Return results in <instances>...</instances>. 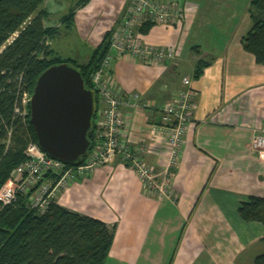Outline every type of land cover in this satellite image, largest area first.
<instances>
[{"label":"crops","instance_id":"1","mask_svg":"<svg viewBox=\"0 0 264 264\" xmlns=\"http://www.w3.org/2000/svg\"><path fill=\"white\" fill-rule=\"evenodd\" d=\"M58 1L42 2L43 20L47 7ZM155 1L177 2L182 15L175 22L153 24L142 41L174 48L175 58L146 63L124 54L114 59L110 74L122 98L138 96L121 106L119 139L157 171H163L167 160L159 109L172 101L182 78L189 79L193 109L165 194L148 193L137 174L115 157L66 180L52 199L114 225L104 264H252L258 250L264 252V227L237 214L239 202L248 196L264 197V158L249 147L252 134L264 131V66L240 44L251 25L250 0ZM129 2L76 0L67 10L100 11L94 18L101 23L87 32L97 45ZM63 18L56 25L42 20V25L56 28V38L71 28ZM54 38L48 41L52 51ZM198 60L208 65L194 78Z\"/></svg>","mask_w":264,"mask_h":264},{"label":"trees","instance_id":"2","mask_svg":"<svg viewBox=\"0 0 264 264\" xmlns=\"http://www.w3.org/2000/svg\"><path fill=\"white\" fill-rule=\"evenodd\" d=\"M43 1L0 0V186L25 160L27 143H36L28 122V103L22 108L20 99L24 93L30 96L38 75L51 65L70 64L80 72L84 87L93 92L87 150L97 140L93 121L98 101L90 77L108 51L111 31L103 34L86 60L62 58L49 47L48 41L57 30L42 25L46 12L39 6ZM247 12L251 25L241 36L240 44L257 64L264 66V0H250ZM72 18L70 11L63 21L69 25ZM152 25L142 23L139 33H146ZM207 65L208 62L198 60L193 77H199ZM15 107H19L18 113ZM85 156L86 153L79 163ZM237 214L243 221L260 222L264 227V197L248 196L239 202ZM113 233L114 225L65 209L53 199L43 213L37 214L21 197L11 205H0V264H104ZM261 241L264 244V234ZM252 264H264V252L256 255Z\"/></svg>","mask_w":264,"mask_h":264},{"label":"built area","instance_id":"3","mask_svg":"<svg viewBox=\"0 0 264 264\" xmlns=\"http://www.w3.org/2000/svg\"><path fill=\"white\" fill-rule=\"evenodd\" d=\"M181 15V9L175 1L159 3L155 0H130L110 30L106 55L90 77L98 101L93 121L97 132L95 145L86 151L82 163L69 166L49 157L35 142H28L24 148L25 160L15 167L0 186L1 206L11 205L24 197L26 206L41 214L52 200L56 187L74 176L91 173L115 157L137 174L148 193L157 196L165 194L170 171L176 162L182 135L193 109V91L189 79L183 77L182 87L177 90L172 101L164 103L159 109V127L166 133L167 160L163 171H157L119 139L123 126L121 106L136 100L138 96L131 94L122 98L113 87L110 71L114 59L124 54L139 57L146 63L174 59V48L144 43L138 27L144 22L165 25L179 20ZM28 100L29 96L24 93L20 99L22 108ZM14 111L18 113L19 107H15ZM249 147L253 153L264 158V131L252 134Z\"/></svg>","mask_w":264,"mask_h":264},{"label":"water","instance_id":"4","mask_svg":"<svg viewBox=\"0 0 264 264\" xmlns=\"http://www.w3.org/2000/svg\"><path fill=\"white\" fill-rule=\"evenodd\" d=\"M93 94L80 72L61 62L43 70L28 100V122L36 144L49 157L77 166L88 147Z\"/></svg>","mask_w":264,"mask_h":264},{"label":"rangeland","instance_id":"5","mask_svg":"<svg viewBox=\"0 0 264 264\" xmlns=\"http://www.w3.org/2000/svg\"><path fill=\"white\" fill-rule=\"evenodd\" d=\"M76 0H59L55 3V5H51L47 7V11L49 15L46 19L43 20L44 25H56L58 23V18L60 16L66 17L70 11L73 13V18L71 19V24L67 27H70V30L63 33V35H59L54 40H52V49L54 54H58V56L62 58H71V59H85L87 55L91 53L93 48L96 46L90 38H88L87 32L93 31L97 28V25L100 24L98 21L96 22V18L94 16L99 14V12H85L86 8L80 10L78 12L74 11L75 8H69V5L74 4ZM45 5L39 6L40 9ZM102 11L104 9L100 8ZM264 15V13H263ZM94 18V19H93ZM102 19V18H101ZM63 30H67L66 28H61ZM78 61V60H77ZM71 63V62H70ZM74 65L73 63H71ZM262 249V248H261ZM262 250H258V254L261 253ZM170 264V262L168 263Z\"/></svg>","mask_w":264,"mask_h":264},{"label":"bare ground","instance_id":"6","mask_svg":"<svg viewBox=\"0 0 264 264\" xmlns=\"http://www.w3.org/2000/svg\"><path fill=\"white\" fill-rule=\"evenodd\" d=\"M93 93V92H92Z\"/></svg>","mask_w":264,"mask_h":264}]
</instances>
